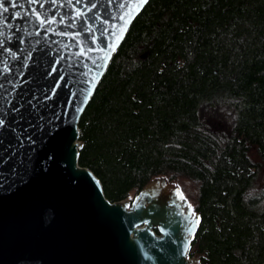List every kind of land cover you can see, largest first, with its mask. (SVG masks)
<instances>
[{"label":"trees","instance_id":"trees-1","mask_svg":"<svg viewBox=\"0 0 264 264\" xmlns=\"http://www.w3.org/2000/svg\"><path fill=\"white\" fill-rule=\"evenodd\" d=\"M77 126L109 201L162 177L198 215L197 264L264 262V0H148Z\"/></svg>","mask_w":264,"mask_h":264},{"label":"water","instance_id":"water-1","mask_svg":"<svg viewBox=\"0 0 264 264\" xmlns=\"http://www.w3.org/2000/svg\"><path fill=\"white\" fill-rule=\"evenodd\" d=\"M147 1L0 0V264H191L177 186L109 201L77 161L79 116Z\"/></svg>","mask_w":264,"mask_h":264},{"label":"rangeland","instance_id":"rangeland-1","mask_svg":"<svg viewBox=\"0 0 264 264\" xmlns=\"http://www.w3.org/2000/svg\"><path fill=\"white\" fill-rule=\"evenodd\" d=\"M172 184L176 186V184H174V183H172ZM129 195H130V197H133V196H134L132 191H130ZM126 200L129 201L128 198H126ZM186 203H187V202H186ZM187 204H188V203H187ZM188 205H189V204H188ZM189 253L191 254V256H188V259L190 260L191 264H197V263H198V259H197V256H198V255L195 253V247H194V246L191 247V248L189 247L187 255H188Z\"/></svg>","mask_w":264,"mask_h":264},{"label":"snow or ice","instance_id":"snow-or-ice-1","mask_svg":"<svg viewBox=\"0 0 264 264\" xmlns=\"http://www.w3.org/2000/svg\"><path fill=\"white\" fill-rule=\"evenodd\" d=\"M196 224H199V221H198V220L196 221ZM193 235H194V234H193Z\"/></svg>","mask_w":264,"mask_h":264}]
</instances>
